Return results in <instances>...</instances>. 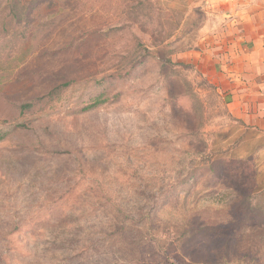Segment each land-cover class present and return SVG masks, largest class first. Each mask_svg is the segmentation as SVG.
<instances>
[{"label":"rangeland","instance_id":"374dc122","mask_svg":"<svg viewBox=\"0 0 264 264\" xmlns=\"http://www.w3.org/2000/svg\"><path fill=\"white\" fill-rule=\"evenodd\" d=\"M209 1L0 0V264H264Z\"/></svg>","mask_w":264,"mask_h":264},{"label":"crops","instance_id":"0c3cea01","mask_svg":"<svg viewBox=\"0 0 264 264\" xmlns=\"http://www.w3.org/2000/svg\"><path fill=\"white\" fill-rule=\"evenodd\" d=\"M205 59L230 114L264 132V0H210Z\"/></svg>","mask_w":264,"mask_h":264},{"label":"trees","instance_id":"16d2710c","mask_svg":"<svg viewBox=\"0 0 264 264\" xmlns=\"http://www.w3.org/2000/svg\"><path fill=\"white\" fill-rule=\"evenodd\" d=\"M239 123H241L242 124V126H244V127H246L247 129H251V127H248V126H246L245 124H243L242 122H240L239 121ZM256 130V129H255ZM244 145H245V148L247 147V143H245L244 142ZM240 148H241V146L240 147H237L235 150H234V153H233V155H232V158H231V160H234L235 162L236 161H244V159H245V157H243L242 155V153H240ZM239 153H240V155H239ZM223 159V158H222ZM231 164V163H230Z\"/></svg>","mask_w":264,"mask_h":264}]
</instances>
